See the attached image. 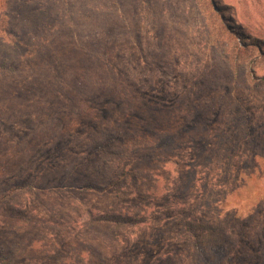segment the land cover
<instances>
[{
    "label": "rangeland",
    "instance_id": "obj_1",
    "mask_svg": "<svg viewBox=\"0 0 264 264\" xmlns=\"http://www.w3.org/2000/svg\"><path fill=\"white\" fill-rule=\"evenodd\" d=\"M96 1L0 80V264H264V0Z\"/></svg>",
    "mask_w": 264,
    "mask_h": 264
},
{
    "label": "trees",
    "instance_id": "obj_2",
    "mask_svg": "<svg viewBox=\"0 0 264 264\" xmlns=\"http://www.w3.org/2000/svg\"><path fill=\"white\" fill-rule=\"evenodd\" d=\"M0 0V80L20 73L23 63L48 50L83 16L98 18L100 8L92 0ZM109 18H112L110 14ZM110 20V19H109ZM99 26V25H98ZM103 28V26H99ZM99 27H96V32ZM224 29H229L224 26ZM238 43V44H237ZM235 56H241L239 41ZM89 188V187H88ZM93 188H89L92 191Z\"/></svg>",
    "mask_w": 264,
    "mask_h": 264
}]
</instances>
